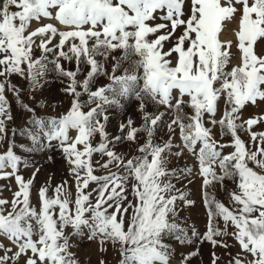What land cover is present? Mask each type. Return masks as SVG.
I'll return each mask as SVG.
<instances>
[{"label":"snow or ice","instance_id":"snow-or-ice-1","mask_svg":"<svg viewBox=\"0 0 264 264\" xmlns=\"http://www.w3.org/2000/svg\"><path fill=\"white\" fill-rule=\"evenodd\" d=\"M0 180V264H264V0H0Z\"/></svg>","mask_w":264,"mask_h":264},{"label":"rangeland","instance_id":"rangeland-1","mask_svg":"<svg viewBox=\"0 0 264 264\" xmlns=\"http://www.w3.org/2000/svg\"><path fill=\"white\" fill-rule=\"evenodd\" d=\"M58 88H59L58 85H55V84L52 85V87L49 89L47 95H50L53 100L63 99V97H61L59 95ZM64 106L66 107L67 105L65 104ZM255 111H257V110L256 109H249V111L245 113V116L247 117L248 115H250L252 112H255ZM129 114L133 115V117L136 118V114H135L133 109H129ZM118 120H119V117L112 121V126L110 127L109 130L112 131L113 133H115V131H116V126H117ZM245 138H247L246 135H245ZM127 149H128V145H122L121 146V150L127 151ZM54 157H55V163L54 164H48L45 162V160L43 158H40V157L37 158L39 160V162L44 165L41 173L37 177V184L38 185H39V182H41L47 178L49 173L55 174V178L53 180V183H56L57 181H59L61 179V177L67 175L66 168H65V162L59 156V153H55ZM24 174H25V176H27L29 173H28V171H25ZM8 183H9V181H7V180H0V185H7ZM191 187L193 188V192L197 193V195L195 197L197 199V204H196V206H194L193 208H191L187 211V215L190 217L191 222L194 223L201 231H203L204 225L206 223V217L204 214L203 206L199 202V197H198L199 182L197 181V183ZM11 188L13 191H15V189H16V185H15L14 180L11 181ZM3 196L8 198V199H11L12 193L10 191H8L7 189H5V191L3 192ZM223 198H224L223 195H221V199H223ZM90 247H92V246L88 245L87 243L82 245L81 254L84 255L85 253H87L89 251ZM189 250L190 249H187V248L178 249V251H183V252H186ZM237 250H238V248L232 249L233 252H235ZM216 251L218 254H220L221 252H223V249L218 248V249H216ZM210 252H211V246L207 243L203 244L201 246L200 257L195 258L193 260V264H209ZM92 260H93V262L95 261V256L92 257Z\"/></svg>","mask_w":264,"mask_h":264}]
</instances>
